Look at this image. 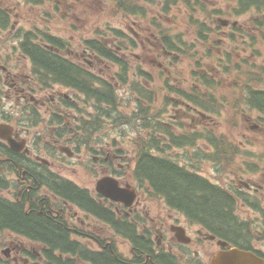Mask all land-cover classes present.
<instances>
[{
  "label": "flooded vegetation",
  "instance_id": "af4514ba",
  "mask_svg": "<svg viewBox=\"0 0 264 264\" xmlns=\"http://www.w3.org/2000/svg\"><path fill=\"white\" fill-rule=\"evenodd\" d=\"M83 1L0 0V200L12 206H22L27 216L43 217L58 226L60 231L66 233L65 241L69 243V246H53L46 239L32 236L22 229L0 226V264H107L105 259H112L115 264H210L218 251L232 247L253 251L264 258V179H253L254 168L247 170V180L238 174L239 186L231 190L219 183L211 185L209 180L210 183L201 178L231 198L229 205L236 226L234 235L224 233L201 219L193 222L188 219L185 210L178 212L166 204L167 217H163L164 221L157 216L145 219L152 214V209L148 207V202H144L146 199H141L134 183L128 180L131 173L127 162L129 156L116 142L106 141L101 127L97 129L99 121L107 123L106 115L103 117L102 114L111 108L116 110V103L99 104L96 97L82 91L85 88L81 86L82 73L86 74L89 90L112 87L114 94V87L98 78L94 63L108 64L109 59L113 61V67L121 65L126 70V77L123 80L118 78L120 83L126 85L130 68L127 59L121 56H128L126 54L130 50L140 48L144 51L143 56L129 53L137 61L146 60L154 50L159 49V54L163 51L169 60L167 66L154 62L158 63L156 69L160 76L161 70L168 75L169 69L172 72L178 69L177 64L182 63L188 48L186 44L175 43L182 37H173L175 35L166 32L162 34L159 23L157 31L154 26L157 17L149 26L139 14L124 10L126 5H136L141 0H113L126 12L123 13L125 28H115L108 40L105 39L107 35L96 32L98 37L81 40L80 52L74 48L73 40L61 39L45 27L57 19L81 21L89 17L91 8L83 6ZM148 3H156L159 8L163 4L170 7L171 0ZM37 10H40L38 16ZM193 13H196L195 10ZM257 21L256 18L248 21L252 23L249 24V36L240 31L237 23L223 24L221 31L232 43L231 50L247 52L244 58L236 60L231 51L226 48L222 53L218 42L209 39L212 27L208 29L201 24V28L207 32L203 33V37L211 45L200 54V60H195L190 72L193 87L188 89L184 82L179 90L171 89L180 97L179 100L175 98L167 109H162V114L167 112L168 118L164 114L161 119L159 110L160 119L155 123L158 137L162 136L161 127L163 134L167 135L166 132L177 130V124L188 121L191 126L192 122L198 123V130L191 131L200 133L203 121L217 113L219 100L214 92L222 86L218 84L216 76L203 71V60H210L214 54L220 56L213 72L223 64L226 68L236 69L238 74H246L247 82L242 86L248 87L249 107L259 114L263 122L264 88H252V83L262 84L257 82L259 79L252 73L255 69L251 67V60H258L262 55L257 47L261 42L264 45V34H261L264 31L263 22ZM26 25L32 27L27 29ZM216 27L219 31V26ZM259 35L262 41L258 40ZM101 40L106 43L103 44ZM240 40H243V45H240ZM121 42L125 47H117ZM108 44L114 48L108 47ZM51 63H59L61 68L65 67L73 75L69 79L55 77L49 67ZM139 64L142 66L138 67L135 75L144 77V64ZM153 92L151 88L142 93L132 92L140 114L150 112L146 100ZM13 99L11 107L7 106ZM91 100H94V104H91ZM81 105L91 109L104 106L106 109L101 108L102 114L99 116H85ZM141 120H144V115ZM43 123L47 131L42 127ZM180 128L178 131L188 126L184 124ZM68 136L71 140L66 138ZM159 140L157 149H160ZM142 151H145L144 147ZM64 152L72 154L78 162L86 154V160L91 158L94 167L102 170L101 178L113 177L120 186L135 190L137 203L127 208L99 194L96 186L95 189L81 187L67 178L61 172L72 167L59 160L62 157L70 159ZM79 169L77 164L73 168L77 172ZM76 189L84 192L85 197L77 194ZM150 189L148 185L146 190L150 192ZM155 199L163 201L160 197Z\"/></svg>",
  "mask_w": 264,
  "mask_h": 264
},
{
  "label": "rangeland",
  "instance_id": "374dc122",
  "mask_svg": "<svg viewBox=\"0 0 264 264\" xmlns=\"http://www.w3.org/2000/svg\"><path fill=\"white\" fill-rule=\"evenodd\" d=\"M152 1L153 0H141V2L137 3L138 6L130 3L124 7V10H129V6H131L133 8V12L143 14L139 16L142 20L146 19L143 21L149 26H151L150 23L157 17L154 26L156 27L159 23V30L162 28L166 29L169 31L168 33L175 35L173 37L183 35L181 39L184 43L189 44V49L188 54L183 57L182 63L177 64L178 69L173 70V72L172 69H169L168 75L161 70L163 74L159 76L156 69V65L158 63L154 62L157 61L167 66L169 60L164 53H160V55L158 53L159 49L154 50L152 56L146 57V60L142 59L137 61L133 56L129 55V53L131 52L135 55L143 56L144 51H141L140 48L130 50V52H127L126 54L128 56H121L123 59H127L130 68V77L128 78L124 89V86L121 85L118 75L116 74L117 67H113V63L111 64V62H113L112 60L108 59V61H110L108 64H99L96 62L94 63L95 65L93 68H95L94 71L98 74V78L114 87L113 96L117 106L116 110L111 108L108 109L107 113L104 112V114H102V109L104 111L106 109L104 106L101 107L102 109L97 107L91 109L90 107H84L81 105L82 114L84 113L85 116H90V114L99 116L102 114L104 117L106 115L107 127L104 121H99L97 129L99 130L101 127L103 136L107 138L106 141L112 139V141L120 145L119 148L123 149L130 157L128 160L129 162L132 161L130 170L131 174H133V169L135 167V163L133 161L136 159L138 154L137 147L148 144V137L151 134H154V136L157 134V132L154 133L153 129L145 131L146 127L143 126V121L141 120L142 115L145 117L149 116L157 121L160 119L158 117L160 110L161 119L164 114V117L168 118V114H166L167 112L162 114V108L167 109L169 104H171L170 101L173 103L175 98L179 100L178 97H180L173 93L171 89L179 90L180 84L184 82L187 83L186 86L188 89L193 87L190 72L195 65V60H200V54L205 52L211 45L209 42L206 43L203 39L196 36L198 28L190 18V14L193 15L191 8L187 10L185 7H180L179 9L172 7L170 16H162L160 15V8L156 5V3H148ZM84 2L85 4L83 6H89L91 8L89 17H86L81 21H77L75 19H57L53 23H50L49 26L45 27V29H50L54 35H57L61 39H65L66 41L73 40L74 48L80 52H82L81 40L98 37V33L101 32L107 34V36H105L106 39H110V35L114 28H125L126 24L123 15V13L126 12L120 10L115 2L111 0H85L82 3ZM235 7V2L231 0H203V7L202 9H198V11L200 13L203 11L206 14L197 15V13H194V17L199 19V23L204 22L208 29L209 27H212L211 32L209 33V39L213 42H218L222 53L226 48L231 51L232 56L236 60L240 57L244 58L247 55V52L243 53L241 52L242 50H238L241 52L238 53L235 50H231L232 43L224 36L221 28L223 27V24L225 25V23H237L240 31L246 36H249L251 32L249 24L252 23L248 22V20L250 16L255 15V13L252 12L251 14L245 16L238 15L236 12H233V8ZM98 8H102L103 10ZM101 11H103V13H101ZM215 12L219 13V15H216ZM39 14L40 10H37L36 15L38 16ZM212 20L213 23H211ZM216 26H219V31L216 30ZM31 27L32 26L30 25H26L27 29H30ZM156 29L158 31L157 27ZM226 31L227 30L225 29L224 32ZM204 33L207 32L204 31ZM261 34H264V31H261ZM99 36L104 37L102 34H99ZM258 40L262 41L260 35ZM101 42L104 43L105 41L101 40ZM242 43L243 40H240V45H243ZM257 49L262 53V55L258 60H251V67L255 69L252 73L258 77L259 81L257 82H262V84L254 85L252 83V88L258 86L264 88V68H262V65H264L263 42H261ZM158 54L162 57L160 58ZM249 54L250 53L248 52V55ZM218 56L220 55H215L208 61L206 59L203 60V71L207 75L224 78L223 86L214 92L219 100L217 113L211 115V118L205 119L203 121V127L207 128V131L211 133L210 135H212L211 138L215 141L222 140L220 142L222 143V148L225 152L223 151L219 154L215 153L212 146H209L206 140L188 139L187 143L194 145L182 147L171 146V149L168 147L166 153L160 155L158 152L157 156L159 158L168 159L171 163L179 164L181 167L184 166L201 174L210 182L219 183L225 189L231 190L234 189L236 185L239 186L237 179V177H239L238 174L242 175L245 180L249 178V172L247 171L249 168L250 171L254 168L255 176L253 179H264V123L260 121L259 114L247 106L248 93H246V91L248 87L244 88V86H242L243 83L247 82L246 74L233 72L224 77L220 74L221 71L218 72V70L215 69L214 70L216 72L212 71V69L218 65ZM139 63H143L146 69V76L144 77H137L135 75L137 72L136 65ZM168 79L170 80L169 83L167 82ZM140 87H145L146 89L151 88L154 90L153 94H151L153 96V100L146 101V103L150 105V112L147 114L139 113V105L135 102L136 99L132 95V92L137 91ZM167 98H169V104L165 103ZM13 101L14 99L10 100L7 103V106L11 107V103H13ZM91 104H94V100H91ZM177 110L180 111V109ZM119 112L122 114H118ZM174 112L179 114L177 111ZM171 114H173L172 111ZM120 115H122V118L118 120L117 118ZM189 116H191V114ZM17 118H19L18 115ZM129 121L131 123L133 122L132 125H125ZM190 123L191 122L189 121L187 123H181V125L186 124L188 129L172 131V133L176 136L175 137L171 134L175 142L177 137L182 139L188 137V135H192L193 132L191 130H198L196 129L199 125L198 123L192 122V126ZM181 125L177 124V127ZM255 126H258V128ZM42 127H44L47 131L45 123H43ZM185 132L187 134H183ZM199 135L206 136V134H193L192 136L199 137ZM156 137L159 139L158 136ZM66 138L71 140L69 136ZM182 141L185 140L182 139ZM162 152L163 150L161 151V154ZM86 158V154H84L79 162L76 161L77 159L72 160L63 157L60 158L59 160L63 162L64 165H70L72 167V169L68 168L66 171L61 173L67 178L75 181L81 187L95 189V185L103 173L100 167H94L93 161L86 164ZM248 163L250 164L249 167L247 166ZM76 164L80 167L78 172L73 170ZM133 179L129 178L128 180L134 183ZM141 195V199H146L147 201L144 202H148V207H151L152 209V214L150 213L149 217H145V219L150 218L151 216H157L159 219H163L164 221L163 217H167V209L165 210L166 207L164 205V201L149 198L144 193H141ZM144 210H146L147 213V208ZM158 215H161L162 217ZM243 215L245 216L244 211ZM127 249L130 251V248ZM216 250L217 248H215V251Z\"/></svg>",
  "mask_w": 264,
  "mask_h": 264
},
{
  "label": "trees",
  "instance_id": "16d2710c",
  "mask_svg": "<svg viewBox=\"0 0 264 264\" xmlns=\"http://www.w3.org/2000/svg\"><path fill=\"white\" fill-rule=\"evenodd\" d=\"M233 1L237 2L241 10L238 11L240 14H247L253 9L257 10L260 17H256V19L258 23H261L264 18V13H261L264 11V0ZM171 3L173 5L182 3L187 7L197 9L200 7L198 0H171ZM37 50L41 51L40 48ZM58 65L59 63L49 65L55 77L62 76L64 79H69V76L73 75L65 67L63 69ZM61 70L63 71L60 72ZM81 86H85L82 91L89 96L96 97L99 104H115L112 87L104 90L99 88L89 90L90 87L84 72L81 77ZM138 168L139 176H143L141 179L148 180L155 192L163 195L171 207L183 212L185 210L188 216L194 220L201 219L224 233L234 235L235 219L231 213L232 207L229 205L231 198L228 195L211 186L199 176L187 172L184 168H179L166 160L154 158L148 153L140 155ZM76 193L85 197V193L82 191L76 189ZM0 226H13L22 229L32 236L46 239L53 246H69V243L65 241L66 233L60 231L58 226L43 217L33 214L27 216L24 214L22 206H12L2 200H0ZM105 260L107 264H115L112 259Z\"/></svg>",
  "mask_w": 264,
  "mask_h": 264
},
{
  "label": "water",
  "instance_id": "95a60500",
  "mask_svg": "<svg viewBox=\"0 0 264 264\" xmlns=\"http://www.w3.org/2000/svg\"><path fill=\"white\" fill-rule=\"evenodd\" d=\"M211 264H264V261L252 253L233 249L217 254Z\"/></svg>",
  "mask_w": 264,
  "mask_h": 264
}]
</instances>
